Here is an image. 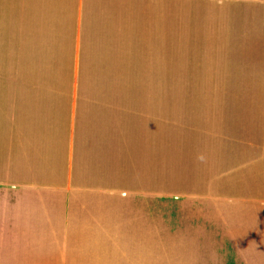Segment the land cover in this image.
Masks as SVG:
<instances>
[{"label": "crops", "instance_id": "1", "mask_svg": "<svg viewBox=\"0 0 264 264\" xmlns=\"http://www.w3.org/2000/svg\"><path fill=\"white\" fill-rule=\"evenodd\" d=\"M262 20L264 0H0V70L85 71L0 77V264L261 251L264 96L230 94V56Z\"/></svg>", "mask_w": 264, "mask_h": 264}, {"label": "rangeland", "instance_id": "2", "mask_svg": "<svg viewBox=\"0 0 264 264\" xmlns=\"http://www.w3.org/2000/svg\"><path fill=\"white\" fill-rule=\"evenodd\" d=\"M261 47L259 50V43L252 44L249 46L250 49L247 51L232 54L230 60V94H240V95H261L264 96V21L262 20L261 27ZM258 33L257 26L255 24L251 25V34ZM79 57V55H78ZM84 72L81 69H68V70H0V77H59V78H72V77H82L84 76ZM87 72V71H86ZM93 75L91 71H88V76ZM120 88V87H119ZM117 87L116 90H112L110 92L117 93H174V87L167 89L163 86H156L151 89L150 92L146 90L144 87H135V90H132L131 87H122V91H120ZM177 89V87L175 88ZM188 92H203L207 89V92H211L212 87H187ZM264 104V102L262 103ZM264 109V107H262ZM257 183L252 181H244V182H235L232 183V186L235 188H243L246 189L250 194L254 195L257 191ZM236 225L231 223L230 233L234 234L237 237V234L240 235L241 232L236 230ZM253 226V225H251ZM245 235H249V229L246 226ZM252 234L255 230L251 229ZM248 232V233H247ZM250 237V236H249ZM251 242L252 239H248ZM258 241L259 238L254 239ZM236 241H240V239L230 240V262L231 264H264V259L262 255H264V247L260 248L258 246L251 245H235ZM242 241V238H241ZM157 249H161V247H156ZM176 256L172 253L155 254L156 263L155 264H165L162 263L161 260L164 257H173ZM171 264V263H167Z\"/></svg>", "mask_w": 264, "mask_h": 264}]
</instances>
